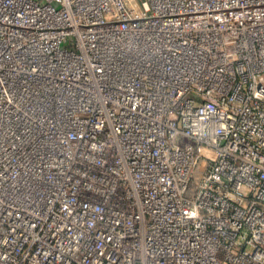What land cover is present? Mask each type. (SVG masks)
<instances>
[{"label": "built area", "instance_id": "1", "mask_svg": "<svg viewBox=\"0 0 264 264\" xmlns=\"http://www.w3.org/2000/svg\"><path fill=\"white\" fill-rule=\"evenodd\" d=\"M0 264H264V0H0Z\"/></svg>", "mask_w": 264, "mask_h": 264}]
</instances>
